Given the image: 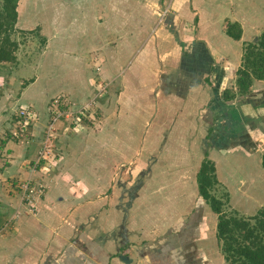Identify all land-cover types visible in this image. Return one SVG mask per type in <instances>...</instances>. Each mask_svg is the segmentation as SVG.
Wrapping results in <instances>:
<instances>
[{
	"label": "crops",
	"instance_id": "0c3cea01",
	"mask_svg": "<svg viewBox=\"0 0 264 264\" xmlns=\"http://www.w3.org/2000/svg\"><path fill=\"white\" fill-rule=\"evenodd\" d=\"M256 1L106 0L107 6H103L102 12L96 9L88 16H82L81 33L91 32L94 41L81 51L87 55V60L82 57L79 63V85L89 89L92 83L98 87L102 80L108 87L119 86L116 93L109 91L106 96L107 102L114 107L108 118L113 124L109 130H148L147 135L144 131L142 140L139 138V149L145 151L150 150L146 138L150 133V140L157 145L155 150H159L163 138L160 150L166 149V142L171 137L175 144L172 148L175 147L178 154L176 159L167 154L170 172L182 165L193 166V159L190 163L189 155L183 152L189 154V149L194 147L193 136L201 137L199 132L202 131L205 138L208 130H213L208 158L214 161L218 182L227 186L228 179L224 182L218 172L219 158L225 162L229 155L243 154L245 160L241 158V164L250 166L254 162L259 168L264 151V147L258 148L261 141L264 142V131L259 129L260 125L254 126L259 120L255 118L264 120L263 102H255L264 99V80L253 82L251 93L243 102L237 103L234 99L220 105L217 100L223 89L235 84L242 42L249 34L251 37L258 35L255 33V23L259 20ZM75 2L78 6L87 4L95 8L98 5L96 0ZM19 19L17 15L16 28L24 29ZM147 20L154 23L152 27L146 28ZM228 22L240 24V40L226 34ZM42 35L47 37L43 30ZM130 56H135V60L129 61ZM15 61L16 53L13 62L0 65ZM138 71L144 75L140 73L133 77V72ZM235 103L234 109L229 110L228 106ZM117 119L121 121L116 128L114 122ZM232 124L244 130L251 124L254 151L244 152L240 136L243 130L237 131L239 129L232 128ZM212 125L213 129L210 128ZM162 157L161 161L157 159L160 163H155L156 166L165 167ZM203 158L204 152L195 165V183ZM98 162L97 158L91 159L90 167L98 166ZM94 170L96 172L93 171L89 180L96 182L103 176L107 182L113 180L109 172L101 174ZM184 176H179L181 181L185 180ZM48 182V190L36 201L34 213L21 203L16 207L10 205L11 210L6 209L9 211L7 222L2 226L7 228L0 227V264H159L156 259L149 261L139 250L138 246L147 238L141 222L132 218L134 207L106 205L100 214L97 210L99 199L85 200L93 193H89L84 179L65 182L54 176ZM201 228L202 224L198 229V240L203 237ZM120 229H123L122 235L127 232L125 239L117 237L121 235ZM165 231L154 232L153 237Z\"/></svg>",
	"mask_w": 264,
	"mask_h": 264
},
{
	"label": "rangeland",
	"instance_id": "374dc122",
	"mask_svg": "<svg viewBox=\"0 0 264 264\" xmlns=\"http://www.w3.org/2000/svg\"><path fill=\"white\" fill-rule=\"evenodd\" d=\"M70 1L72 3L19 0L17 3L20 26L24 28H17L11 34L18 42L17 61L0 65V215L3 224L7 222L9 211L6 209H13L10 205L16 207L21 203L34 213L36 201L45 196L48 180L54 176L65 182L80 178L86 181L89 193H93L85 200L99 199L97 210L100 214L107 206L134 207L132 218L141 222L147 240L156 238L154 232L165 231L178 218L187 219L194 207L200 205L203 237L197 244L208 264H221V259L225 264L214 234L216 214L208 204L200 203L194 180L195 165L206 149L205 134L200 131L201 137L193 136L194 147L189 149V154L183 152L189 155L190 163L193 159L194 165H182L170 172L167 156L176 159L178 154L175 147L172 148L175 144L171 137L166 142V149L160 150L163 138L159 150H155L157 145L150 140V133L146 137L150 150L145 151L139 149V138L142 140L144 131L147 135L148 130H109L113 124L108 118L114 107L107 102L106 96L109 91L116 93L120 87H108L106 81L100 79L98 87L92 83L88 89L79 85L81 80L78 78L82 57L87 60V55L81 51L94 41L91 32L81 33L82 16L86 17L96 9L102 12L103 6H107L106 0H96L95 8L87 4L78 6L76 2L74 4L75 0ZM255 10L259 16L255 33L259 34L264 27V0L256 1ZM151 22L146 21V28L152 27L154 23ZM42 30L47 37L42 35ZM131 32L137 36L133 30ZM253 39L255 37L249 34L245 41ZM130 57L129 61L135 60V56ZM140 73L144 75L138 71L132 76ZM57 113L60 116L53 120ZM120 121L115 120L116 128ZM92 128L96 131L91 132ZM260 144L257 145L259 150L264 147V142ZM243 156L229 155L225 162L219 158L218 172L222 180L228 179V187L220 183L215 194L220 196L227 191L229 203L226 209L248 216L264 208V170L261 163L259 168L253 161L250 166L241 164V158L245 160ZM160 157L165 167L156 166ZM94 158L98 159V166L91 168L89 161ZM134 159L138 160L134 162ZM94 169L101 174L109 172L113 180L107 182L104 176L96 182L89 180L93 171L96 172ZM230 174L234 176L228 177ZM183 175L185 180L181 181L179 176ZM28 198L32 199V205ZM126 233L117 237L124 238ZM134 240L137 239L134 237Z\"/></svg>",
	"mask_w": 264,
	"mask_h": 264
},
{
	"label": "trees",
	"instance_id": "16d2710c",
	"mask_svg": "<svg viewBox=\"0 0 264 264\" xmlns=\"http://www.w3.org/2000/svg\"><path fill=\"white\" fill-rule=\"evenodd\" d=\"M18 1L2 0L0 3V63L15 60L18 42L11 38V34L18 30L16 28ZM225 32L233 39L240 40L242 28L238 22H228ZM255 80H264V27L255 39L242 42L241 63L236 70L235 84L233 87L223 89L217 96L219 104L224 105L234 99H237V103L243 102L251 93ZM216 89L217 87L214 88L215 91ZM255 102L257 104L263 102L261 105H264V99L262 101L256 99ZM237 103L228 106L229 110H233V105ZM255 119L259 120H256L254 126L260 125L259 129L264 131V120ZM250 125L248 124L244 130L232 124V128L239 129L237 131L243 130L240 135L241 145L244 152L248 153L255 149ZM210 128L213 129V125ZM212 131L208 130L205 136L204 158L196 172L200 203L203 201L208 204L211 211L216 214L215 236L225 264H264V208L253 215H240L236 210L226 209L229 203L227 191H223L220 196L215 194L216 187L220 183L216 177L214 161L208 158L207 151L213 144V140L210 139ZM42 163L44 161H41ZM41 164L38 166L40 167ZM261 166L264 170V151L261 154ZM199 208L200 205L194 207L191 216H187V219L175 220L162 235L143 241L138 246L142 255L148 257L149 261L158 260L159 264H208L197 244L198 229L202 224ZM3 222V216L0 215V227Z\"/></svg>",
	"mask_w": 264,
	"mask_h": 264
},
{
	"label": "built area",
	"instance_id": "2783aa9c",
	"mask_svg": "<svg viewBox=\"0 0 264 264\" xmlns=\"http://www.w3.org/2000/svg\"><path fill=\"white\" fill-rule=\"evenodd\" d=\"M163 13H164V12H163ZM162 15H163V14H162ZM55 101H56V100H55ZM22 113L25 114V111H22ZM59 116H60V113H57V114L55 115V117H54L53 120H56ZM79 119H80V118H79ZM39 189H40V191H43V187H42V186H40ZM27 196H29L28 193H27ZM28 201H29V204L32 205V199H31V198H28ZM33 205H34V203H33Z\"/></svg>",
	"mask_w": 264,
	"mask_h": 264
}]
</instances>
